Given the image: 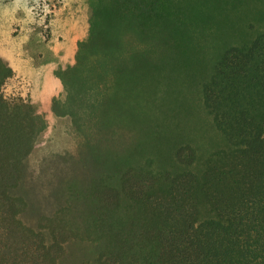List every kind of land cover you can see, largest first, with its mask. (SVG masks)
Instances as JSON below:
<instances>
[{"label": "trees", "instance_id": "trees-1", "mask_svg": "<svg viewBox=\"0 0 264 264\" xmlns=\"http://www.w3.org/2000/svg\"><path fill=\"white\" fill-rule=\"evenodd\" d=\"M47 121L0 58V264H264V0H94Z\"/></svg>", "mask_w": 264, "mask_h": 264}, {"label": "rangeland", "instance_id": "rangeland-1", "mask_svg": "<svg viewBox=\"0 0 264 264\" xmlns=\"http://www.w3.org/2000/svg\"><path fill=\"white\" fill-rule=\"evenodd\" d=\"M94 4V0H0V58L28 84L33 105L47 121L36 158L71 142L66 121L51 116L50 105L62 92L57 72L74 62Z\"/></svg>", "mask_w": 264, "mask_h": 264}]
</instances>
